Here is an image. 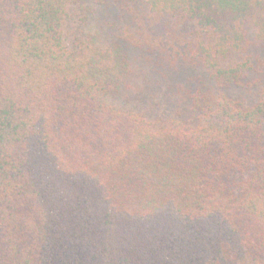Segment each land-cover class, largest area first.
<instances>
[{"label": "trees", "instance_id": "trees-1", "mask_svg": "<svg viewBox=\"0 0 264 264\" xmlns=\"http://www.w3.org/2000/svg\"><path fill=\"white\" fill-rule=\"evenodd\" d=\"M96 1L140 3L139 37L72 32L86 0H0V264H263L264 0ZM137 48L202 73L186 114L114 102Z\"/></svg>", "mask_w": 264, "mask_h": 264}, {"label": "rangeland", "instance_id": "rangeland-1", "mask_svg": "<svg viewBox=\"0 0 264 264\" xmlns=\"http://www.w3.org/2000/svg\"><path fill=\"white\" fill-rule=\"evenodd\" d=\"M96 0H86L84 7L78 6L73 12L70 30L72 32H83V35L90 34L101 39L106 43L108 38L115 40L117 38L128 42L130 36L139 37L142 31L140 26L143 22L136 19L139 11L147 12L140 6V3L132 5L128 8L123 3L120 9L117 7H109L105 10L96 5ZM90 10H89V9ZM131 17H123L122 14ZM86 16H88L86 18ZM105 16V18H104ZM142 52L141 48H137L132 52L135 56L136 73L134 74L133 86L124 95L115 98L114 102L121 106L134 108L137 111L145 112L151 118H158L164 115H174L180 110L187 112L186 101L183 98L182 89L184 85L191 90L196 91L202 87L198 76L202 73L193 68H182L174 77H165L164 72L158 71V66L153 64ZM207 80V78H205ZM185 87V88H186ZM259 94V89H254L250 93H245V99L254 101ZM183 99V104H178ZM240 178H235L238 181ZM264 264V263H263Z\"/></svg>", "mask_w": 264, "mask_h": 264}]
</instances>
